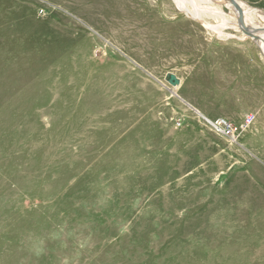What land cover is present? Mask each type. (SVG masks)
<instances>
[{
    "label": "rangeland",
    "instance_id": "obj_1",
    "mask_svg": "<svg viewBox=\"0 0 264 264\" xmlns=\"http://www.w3.org/2000/svg\"><path fill=\"white\" fill-rule=\"evenodd\" d=\"M223 32L173 0H0V264H264V55Z\"/></svg>",
    "mask_w": 264,
    "mask_h": 264
},
{
    "label": "bare ground",
    "instance_id": "obj_2",
    "mask_svg": "<svg viewBox=\"0 0 264 264\" xmlns=\"http://www.w3.org/2000/svg\"><path fill=\"white\" fill-rule=\"evenodd\" d=\"M174 3L177 5V7L181 10H183L184 12H186L190 18H194L197 21H199L206 29H208L209 31L216 33L217 36L219 37H224V38H235V35H232L231 33H224L223 29L224 28H232L240 33H242L239 29L238 23H237V12L234 8L233 3L230 0H197L198 2L201 3H206L209 5H225L227 8H229L230 10H232V19L229 20H224L221 21L219 23H215V24H209L208 22H206L203 17L206 13L205 11H199V10H190L188 7L189 4L187 2H189L188 0H173ZM235 2V4L237 6H239V8L242 11V15H243V19L244 22L247 26H249V28H252L251 30H255V39H252V37L250 36H245L242 33V36L239 37V39H248L250 38L251 40H253V42L259 47V49L262 51L263 55H264V20L262 22H256L255 20L256 18H258L259 16H263V14H261L258 10L253 9L252 7H248L247 5H245V3H243L241 0H233ZM192 5H195L196 3H190ZM195 7V6H194ZM207 9V8H205ZM203 10V8H202ZM216 11V10H215ZM204 14H203V13ZM211 18V17H210ZM264 19V16H263ZM238 38V37H236Z\"/></svg>",
    "mask_w": 264,
    "mask_h": 264
},
{
    "label": "built area",
    "instance_id": "obj_3",
    "mask_svg": "<svg viewBox=\"0 0 264 264\" xmlns=\"http://www.w3.org/2000/svg\"><path fill=\"white\" fill-rule=\"evenodd\" d=\"M191 110L195 111V113L199 117H202L204 123L208 125L214 132L218 134H223L229 137L233 141H236V139L238 138V133L240 132V130L243 129V127H246L249 124V120H250V118H246L244 124L242 125L243 127H239L240 129H238L236 126H234L230 121H228L225 118L217 117L215 119H207L206 117L202 116L198 110L194 109L193 107L191 108ZM174 125L176 127L181 126L182 119L181 118L176 119Z\"/></svg>",
    "mask_w": 264,
    "mask_h": 264
},
{
    "label": "water",
    "instance_id": "obj_4",
    "mask_svg": "<svg viewBox=\"0 0 264 264\" xmlns=\"http://www.w3.org/2000/svg\"><path fill=\"white\" fill-rule=\"evenodd\" d=\"M233 5H234V8L237 12V23H238V26H239V29L240 31L245 35V36H250L252 37V39H255L258 37H255V30H251L252 28H249V26H247L244 22V19H243V15H242V11L241 9L239 8V6H237L235 4V2L233 0H230ZM167 82L169 84H171L172 86H178L180 84V81L179 79L174 75V74H168L167 76Z\"/></svg>",
    "mask_w": 264,
    "mask_h": 264
},
{
    "label": "crops",
    "instance_id": "obj_5",
    "mask_svg": "<svg viewBox=\"0 0 264 264\" xmlns=\"http://www.w3.org/2000/svg\"><path fill=\"white\" fill-rule=\"evenodd\" d=\"M254 114H256V113H254ZM256 117H255V121H254V117L252 116V115H250V114H248V115H245V117H244V120L242 121V123L240 124V126L239 127H243L242 125L244 124V122H245V119L246 118H250V120H249V124L246 126V127H243V129L242 130H240V132H239V134L242 132V134H244V133H246L247 131H248V129H249V127H250V124H252V122L254 123V125H253V127L256 125V120H257V114L255 115ZM251 125V126H252ZM249 126V127H248ZM248 127V129H247V131L245 130L246 128ZM238 134V135H239Z\"/></svg>",
    "mask_w": 264,
    "mask_h": 264
}]
</instances>
